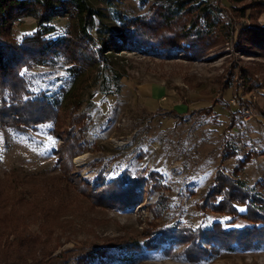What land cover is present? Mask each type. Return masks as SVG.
Returning a JSON list of instances; mask_svg holds the SVG:
<instances>
[{"label": "rangeland", "instance_id": "1", "mask_svg": "<svg viewBox=\"0 0 264 264\" xmlns=\"http://www.w3.org/2000/svg\"><path fill=\"white\" fill-rule=\"evenodd\" d=\"M154 1L160 0L102 4V20L97 17L91 31L96 36L98 27L118 31L120 16L144 14ZM210 1L222 10L231 34L210 44L204 56L110 52L80 77L86 81L83 91L76 88L81 105L60 110L57 130L43 123L24 132L0 122V264H78L82 255L106 244L114 246L83 264H264V244L246 248L213 240L211 253L195 260L186 255L185 244H144L158 225L196 228L229 221L206 204L218 172L255 190L264 183V53L237 45L253 0ZM68 23L67 17L55 19L49 36L64 35ZM36 28L35 18L25 17L13 33L21 41ZM69 67L58 56L22 68V75L33 95L45 91L56 98L72 84ZM9 96L3 90L0 103ZM103 168L107 182L125 169L141 171L148 180L133 207L102 206L81 193L79 181L91 188ZM18 178L53 181L59 189L16 184L33 195L19 200L7 183ZM246 224L240 219L226 227ZM115 242L140 246L122 249Z\"/></svg>", "mask_w": 264, "mask_h": 264}, {"label": "trees", "instance_id": "2", "mask_svg": "<svg viewBox=\"0 0 264 264\" xmlns=\"http://www.w3.org/2000/svg\"><path fill=\"white\" fill-rule=\"evenodd\" d=\"M115 1L0 0V93L6 89L10 93L9 98H3L0 103V122L24 132L43 123H54L57 130L60 110L64 106L81 105V93L76 88L80 86L83 91L86 81L80 80V77L85 75L89 67L95 70L99 62L107 60L110 52L140 50L167 58H177L182 52L187 58L198 59L207 53L210 44L221 38L226 39L231 34L228 23L221 20L222 10L213 1L160 0L154 1L144 14L120 16L118 31L110 27H98L97 36L94 35L91 29L96 25V18L101 19L104 14L102 4L113 6ZM247 7L250 9L248 22H243L238 31L237 45L251 51L258 48L264 53V23L260 21L264 14V0H253ZM246 8L240 9L244 16L247 14ZM25 17L35 18L37 28L18 41L13 33L14 25ZM60 17L69 19L65 34L57 38L49 36L55 30L53 21ZM58 56L64 57L70 65L69 70L73 76L71 86L63 90L61 97L51 98L45 91L33 95L26 87L22 68L46 64ZM82 119L83 117H79V120ZM74 123L77 124L75 119ZM77 154L78 151L72 152L70 156ZM105 170H99L91 188L80 180L79 183L84 186L79 184L80 192L91 200L100 202L102 206L118 209L133 207L144 194L142 189L148 180L141 171L132 173L125 169L117 172L107 182ZM17 180L23 181L21 178ZM21 181L7 182L9 188L17 190L19 200L33 196L30 190H25L27 186H38L41 189L43 185H51L59 189V185L53 181ZM16 184L27 186L18 189ZM205 198L207 207L230 216L231 219L216 220L208 227L196 228L158 225L144 240L145 247H158V243L165 241L171 242V246L185 244L186 255L195 260L211 253L209 246L213 240L228 246L235 242L246 248L264 244V183L261 190H255L237 176L218 172ZM237 204L244 206L246 210L241 212ZM240 219L247 221V224L243 227H226V223ZM135 243L137 242L115 245L122 249H128L130 244V247L140 246ZM110 246H98L94 253L89 252L78 258V264L95 256H104ZM50 264L56 263L52 260Z\"/></svg>", "mask_w": 264, "mask_h": 264}, {"label": "bare ground", "instance_id": "3", "mask_svg": "<svg viewBox=\"0 0 264 264\" xmlns=\"http://www.w3.org/2000/svg\"><path fill=\"white\" fill-rule=\"evenodd\" d=\"M83 159V158H82ZM79 160H81V159H79Z\"/></svg>", "mask_w": 264, "mask_h": 264}]
</instances>
